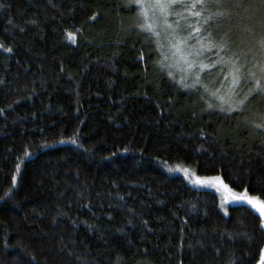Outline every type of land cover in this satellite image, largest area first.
<instances>
[{
    "label": "trees",
    "instance_id": "trees-1",
    "mask_svg": "<svg viewBox=\"0 0 264 264\" xmlns=\"http://www.w3.org/2000/svg\"><path fill=\"white\" fill-rule=\"evenodd\" d=\"M127 3L0 0V264H258L260 213L194 181L264 199V132L245 125L264 97L245 114L216 99L254 88L232 83L216 45L227 32L255 52L259 11L217 27L185 0L163 36L159 12ZM169 36L188 45L177 70Z\"/></svg>",
    "mask_w": 264,
    "mask_h": 264
},
{
    "label": "snow or ice",
    "instance_id": "snow-or-ice-1",
    "mask_svg": "<svg viewBox=\"0 0 264 264\" xmlns=\"http://www.w3.org/2000/svg\"><path fill=\"white\" fill-rule=\"evenodd\" d=\"M133 5H136L140 9V15L147 18L148 10L158 11L159 14L164 18L165 25L167 28L171 29L172 25L167 24V17L172 15L171 9L175 6L179 5L185 8H188L189 5L185 3V0H128V3L124 6L132 9ZM211 6H215L217 9H221L215 13L208 11V15L205 17L204 12L208 10ZM199 8L200 11H192L191 15L196 17L203 18L204 25H208L210 21L215 23L217 27L220 26L221 21H226L229 17L233 15V9L236 10V14L249 13L252 9H257L259 11V15H251L248 17L250 23L253 24L254 27H258L262 33L261 37L256 40L255 48L256 51L253 52L252 49H249L248 52H244L243 48L240 51H232V41H230L229 33L225 32L221 38L222 42L216 47H219L220 51L232 52V55L225 60L223 57L219 59V63L223 65H227L230 68L229 75L231 76L232 83L239 86L240 81L249 80L254 85V88H250L248 94L244 97V99L236 101V106L233 107V101L225 100L223 96L219 97L222 101L220 110L234 112L239 111L241 114H245L247 103L251 100H255L258 97H264V0H192L190 4L191 9ZM175 15L179 16V13H175ZM93 20L96 19L95 16L92 17ZM141 28L146 31L152 32L155 36L159 37L160 33L155 30V28L151 24L141 25ZM250 32V29H246ZM195 33H200V28H194ZM71 36V34H69ZM193 38L192 33H189V39ZM199 42V35L195 37ZM208 39H211V34H209ZM188 46L186 40H179L177 44L171 45V48H174L176 52L180 53L183 57V48L181 46ZM4 46L0 44V48ZM8 52H11L12 49H5ZM200 53L198 51H190L188 55L197 56ZM251 56V61H249L248 57ZM164 59H167L165 56ZM185 62L188 64V67L195 68L197 65L193 61H188L185 58ZM162 66L164 65V60L160 61ZM201 67H207L201 65ZM171 75V73H169ZM198 79V78H197ZM228 79V77H225ZM238 96L239 93H236ZM227 104L225 108L223 105ZM208 108H213L212 104H208ZM2 111V110H0ZM259 120V123L256 120ZM245 125L249 127L250 130H259L264 132V112L259 113L254 119L245 118ZM75 143V141H72ZM25 155H30V153H25ZM17 169L19 170V165H17ZM169 171H180L183 172L186 176L188 175V170L177 167L175 169H169ZM220 180L219 177H215L211 180H200L199 178L194 181L195 183L200 184H213ZM227 191V186H224ZM247 192V190H245ZM234 200H246L249 204H251L254 208H257L260 212L261 225L260 227L264 229V199L259 197L249 198L248 195L243 196H234ZM32 259H35L32 257ZM260 264H264V257L261 258Z\"/></svg>",
    "mask_w": 264,
    "mask_h": 264
},
{
    "label": "rangeland",
    "instance_id": "rangeland-1",
    "mask_svg": "<svg viewBox=\"0 0 264 264\" xmlns=\"http://www.w3.org/2000/svg\"><path fill=\"white\" fill-rule=\"evenodd\" d=\"M151 10V9H150ZM158 12V11H157ZM157 23H156V25H157V27L159 28V30L161 31V34H163V36L166 34V32H169V30H172V29H169V28H167L166 27V25H165V20L164 19H159L158 21H156ZM173 31V30H172ZM169 35V34H168ZM170 46H169V49H170V54H172V58L173 59H176L174 62H173V66H172V68L173 67H175L176 68V70L179 68V65L178 64H183L182 63V55H180V53H178V52H176L177 54H174V53H172V51H176L174 48H171V45H173L174 43V40L169 36V38H168V40L166 41ZM243 82L244 81H240V83H239V86H237L236 85V87H239V88H241V86L243 85ZM216 99H219V98H216ZM231 100V99H234V98H225V100ZM237 99H244V98H240V95H239V98H237ZM213 178H215V177H212V178H207V179H201L200 178V180H211V179H213ZM220 178V177H219ZM212 185H215L221 192H222V195H223V198H224V200H226L227 202H228V204H232V203H245V204H247V205H249V206H251L252 208H254L251 204H249L246 200H234L233 199V197L234 196H243V195H248L247 193H245V192H243V193H241V192H230L229 190H228V188H227V191L225 190V185L221 182V179L218 181V182H216V183H213ZM249 196V195H248ZM249 198H255V197H251V196H249ZM258 213H260L259 212V210L257 209V208H254ZM262 257H264V252H263V255H262ZM261 261V260H260ZM260 261H259V263L258 264H260Z\"/></svg>",
    "mask_w": 264,
    "mask_h": 264
}]
</instances>
